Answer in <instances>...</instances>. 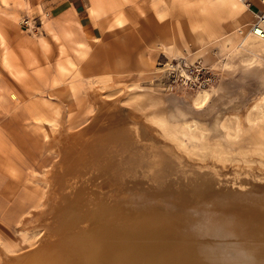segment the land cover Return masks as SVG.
I'll return each instance as SVG.
<instances>
[{
    "label": "rangeland",
    "instance_id": "obj_1",
    "mask_svg": "<svg viewBox=\"0 0 264 264\" xmlns=\"http://www.w3.org/2000/svg\"><path fill=\"white\" fill-rule=\"evenodd\" d=\"M95 1L97 19L89 14L92 0L77 10L66 0H0V264L58 238L48 207L63 196L61 175L50 184L55 201L47 207L50 176L65 151L89 145L112 106L133 119L119 124L128 140L117 147L123 156L169 144L181 162L209 168L202 127L206 143L230 158L218 168L222 177L264 183V154L250 151V136L246 145L230 142L218 125L250 111L264 132L263 42H241L254 10L241 0L234 12L228 0ZM141 56L154 63L149 71ZM204 92L209 97L196 109ZM153 112L184 132L179 140L154 124Z\"/></svg>",
    "mask_w": 264,
    "mask_h": 264
},
{
    "label": "bare ground",
    "instance_id": "obj_2",
    "mask_svg": "<svg viewBox=\"0 0 264 264\" xmlns=\"http://www.w3.org/2000/svg\"><path fill=\"white\" fill-rule=\"evenodd\" d=\"M228 4L236 6V0ZM249 28L241 42H263L264 52V40ZM142 60L144 71H149L154 63ZM208 97L206 92L199 94L194 107L199 108ZM117 107L105 108L103 122L90 134L89 145L65 151L64 158L69 153L68 158L56 165L61 171L50 176L47 207L55 201L51 195L55 187L50 184L55 185L61 175L58 184L63 196H58V206L48 207L55 214L58 238L29 256L14 259L15 264H264V183L253 181L251 174L248 181L238 174L222 177L218 168L230 158L206 143L208 130L202 127L198 137L204 141L203 152L213 159L209 168L181 162L169 144L151 150L129 149L123 156L117 147L128 140L119 124L131 126L133 119L122 115L125 111L116 112ZM151 115L166 136L179 140L184 133L169 125L167 118L155 112ZM230 116L218 122L225 138L245 144L249 135L250 151L264 154L262 125L251 112L241 113L234 121L228 120ZM190 122L195 125V118ZM184 127L191 130L189 123ZM86 143L85 138L81 144Z\"/></svg>",
    "mask_w": 264,
    "mask_h": 264
},
{
    "label": "built area",
    "instance_id": "obj_3",
    "mask_svg": "<svg viewBox=\"0 0 264 264\" xmlns=\"http://www.w3.org/2000/svg\"><path fill=\"white\" fill-rule=\"evenodd\" d=\"M243 2L247 4L249 10L252 9L255 12L254 19L250 24L251 31L264 40V10H259L260 7L264 9V0H243Z\"/></svg>",
    "mask_w": 264,
    "mask_h": 264
},
{
    "label": "crops",
    "instance_id": "obj_4",
    "mask_svg": "<svg viewBox=\"0 0 264 264\" xmlns=\"http://www.w3.org/2000/svg\"><path fill=\"white\" fill-rule=\"evenodd\" d=\"M67 2H68V7H69V9H73V10H77V9H82V8H84L85 7V4H86V0H66ZM105 1V3L107 2V0H104ZM229 1V0H228ZM238 1H240V0H236V6H232V5H230V10L232 11V12H234V7H237L238 5H239V3H238ZM242 2H243V0H241ZM89 6H90V2H89ZM99 13V8H98V5L96 4V1L95 0H92V3H91V7H90V9H89V14H91L92 16H94L96 19H97V15L96 14H98ZM82 20L83 19H81L80 21L82 22ZM243 22V21H242ZM242 22H240L238 25H240L241 24V26L239 27V28H241V29H244L245 30V27L247 26V24H243L242 25ZM82 24H84V23H82ZM84 26H85V24H84ZM164 50V49H163ZM143 58H145V57H143ZM147 59V58H146ZM147 61H148V59H147ZM140 62L143 64V60H142V56H141V59H140ZM145 64H143V66H144ZM146 68H145V66H144V69L143 70H145Z\"/></svg>",
    "mask_w": 264,
    "mask_h": 264
}]
</instances>
